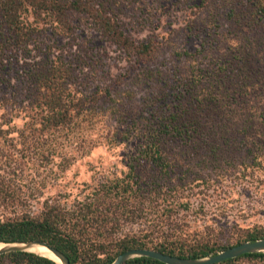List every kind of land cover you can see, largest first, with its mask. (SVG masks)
I'll list each match as a JSON object with an SVG mask.
<instances>
[{"label": "rangeland", "instance_id": "1", "mask_svg": "<svg viewBox=\"0 0 264 264\" xmlns=\"http://www.w3.org/2000/svg\"><path fill=\"white\" fill-rule=\"evenodd\" d=\"M112 1L127 33L155 43L150 60L128 58L86 22L77 25L81 35L75 46L48 31L36 58L56 43L72 53L69 58L82 53L87 66L75 89L100 100L71 125L43 130L42 116L31 102L26 60L10 58L0 72V174L6 159L15 161L12 177L23 194H43L40 202H30L35 208L47 197H83L123 175L139 145V130L176 104L193 67L207 63L222 73L229 104L226 127L238 134L212 140L216 152L211 145L194 148L171 140L168 150L178 172L192 181V205L180 213L189 226L188 240L235 244L248 229L264 225V157L256 160L249 152L252 144H264V136L246 139L239 133L246 126L264 133V19L254 16L255 0H211L207 5L202 0ZM202 47L199 56L184 55ZM188 187L180 192L187 195ZM238 264L261 263L242 259Z\"/></svg>", "mask_w": 264, "mask_h": 264}, {"label": "trees", "instance_id": "2", "mask_svg": "<svg viewBox=\"0 0 264 264\" xmlns=\"http://www.w3.org/2000/svg\"><path fill=\"white\" fill-rule=\"evenodd\" d=\"M210 1L202 0L201 4ZM113 6L112 0H0V72L6 69L10 58L18 60L23 56L26 60L31 102L42 116L43 130L71 125L100 100L95 93L88 96L75 89L79 73L87 66L82 53L69 58L72 53L56 43L36 58L41 39L48 31L74 44L81 35L77 25L86 22L130 59L150 60L155 52L154 42L137 41L127 33ZM253 9L255 17L264 19V0H255ZM203 49L184 55L196 57ZM219 74L222 73L207 63L195 65L186 84L179 87L176 104L167 105L162 115L153 116L137 133L139 145L129 157L123 175L100 183L81 198L69 201L68 196L63 201L47 197L42 205L33 207L30 202H40L43 194H23L12 177L11 170H16L17 164L6 159L8 165L0 174V244L44 242L64 253L71 264H113L120 254L131 249L202 259L264 239V225H259L248 229L235 244L189 241V226L180 214L192 205V181L178 172L179 165L168 150L169 141L194 148L211 145L216 152L218 147L212 145V140L238 134V129L234 132L226 127L228 96ZM107 94L111 95L110 90ZM124 116L121 115L128 120ZM123 133L128 138L131 131ZM239 133H244L246 139L252 134L264 136L252 126ZM249 152L256 155V160L264 157V144H252ZM185 187L190 191L187 195L180 192ZM47 257L34 252H12L1 255L0 264H59ZM242 259L264 264V253L246 254L220 264H238ZM125 264L164 263L136 257Z\"/></svg>", "mask_w": 264, "mask_h": 264}, {"label": "water", "instance_id": "3", "mask_svg": "<svg viewBox=\"0 0 264 264\" xmlns=\"http://www.w3.org/2000/svg\"><path fill=\"white\" fill-rule=\"evenodd\" d=\"M4 247L0 249V256L12 252H32L33 247H45L52 252L62 264H71L69 258L60 250L48 245L44 242L29 241L25 243L3 244ZM264 253V239L254 242H245L217 255L210 256L202 259H187L178 256L164 254L160 251L152 249H131L120 254L113 264H125L129 260L136 257H148L158 260L164 264H220L224 261L235 259L246 254ZM50 259V258H49Z\"/></svg>", "mask_w": 264, "mask_h": 264}, {"label": "bare ground", "instance_id": "4", "mask_svg": "<svg viewBox=\"0 0 264 264\" xmlns=\"http://www.w3.org/2000/svg\"><path fill=\"white\" fill-rule=\"evenodd\" d=\"M2 247H4V245L3 244H0V249H2ZM41 250H46V251H48L49 253H51L52 255L51 256H48V257H50L52 260H54V261H56L57 263H59V264H62V262L60 261V259H58L52 252H50L47 248H45V247H33V248H31V250L30 251H32V252H34V253H38V254H40L41 256L43 255L40 251ZM45 257V256H44ZM47 257V258H48Z\"/></svg>", "mask_w": 264, "mask_h": 264}]
</instances>
